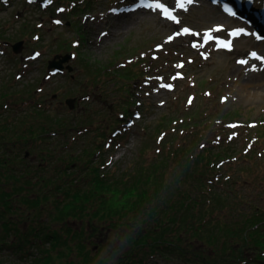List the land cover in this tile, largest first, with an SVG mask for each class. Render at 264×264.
I'll return each instance as SVG.
<instances>
[{
  "label": "rangeland",
  "instance_id": "374dc122",
  "mask_svg": "<svg viewBox=\"0 0 264 264\" xmlns=\"http://www.w3.org/2000/svg\"><path fill=\"white\" fill-rule=\"evenodd\" d=\"M133 1L0 0V92L6 90L0 95V104L6 108L5 114H0V136L9 132L13 139L27 143L18 153L30 150L26 156L32 177L50 180L42 188L38 180L36 190L55 192L52 200L65 198L55 186L62 182L60 166L68 164L65 158L72 156L77 159L69 158L75 163L70 168L76 183L85 177L79 159L99 164L111 178L154 174L163 183L160 199L168 212L164 217H176L180 222L185 216L180 203L189 195L203 197L198 185L205 178L206 196L215 191L229 194L224 201L209 203L213 217L221 220L205 230L210 239L219 233L214 250L205 243L206 236L188 239L186 227L181 226L177 245L170 238L174 232L166 233L170 236L165 239L174 243L166 248L171 255L154 252L147 263L190 264L174 253L183 247L201 250L196 257L203 254L215 262L225 258L230 260L228 264L253 261L254 242L243 246L232 234L234 227L243 228L247 223L260 222L264 227V62L249 56L252 51L264 56V41L241 36L234 39L231 51L218 49L215 42L205 44L204 33L218 25L224 31L213 35L224 38L232 29H251L239 16L226 15L210 0H198L186 12L176 8L175 0H162L179 23L169 21L158 10L139 7L118 12ZM256 2L262 5L263 0ZM245 15L254 18L251 13ZM184 27L199 35L175 36ZM256 28L260 33H255L261 34L258 21ZM169 36L174 38L169 40ZM19 41H23L22 50L16 52L13 46ZM243 42L248 43L241 47ZM65 55L70 58L62 70L49 68L52 60ZM241 59L249 63H238ZM178 64L183 66L178 68ZM131 74L136 77L128 78ZM6 92L13 93L11 100L4 99ZM68 98L76 99L72 109ZM8 104L15 110L8 111L12 107ZM7 116L8 120H1ZM42 125L47 130L39 131ZM44 148L50 150L42 151ZM161 157L167 159L166 164L147 169ZM139 188L145 190L146 186ZM46 200L42 199L46 206L40 215L38 209L16 202L15 210L7 213L20 227L16 236L4 231L0 221L3 264H26L33 259L39 252L37 246L28 245L26 256L19 243L25 242L31 226L41 221L46 228H62L65 222L70 228L83 227V240L93 253L113 263L123 261L138 243L137 233L143 228L147 233L144 221L152 220L149 213L154 205L142 195L138 198L140 208H129L125 215L101 216L94 215L98 211L94 202L83 220L70 217L57 221L47 212L54 209L56 214V201ZM112 217L118 219L119 226L110 225ZM29 238L40 241L35 233ZM224 238L231 245L219 243ZM239 250L243 251L240 259Z\"/></svg>",
  "mask_w": 264,
  "mask_h": 264
},
{
  "label": "trees",
  "instance_id": "16d2710c",
  "mask_svg": "<svg viewBox=\"0 0 264 264\" xmlns=\"http://www.w3.org/2000/svg\"><path fill=\"white\" fill-rule=\"evenodd\" d=\"M132 76L136 77L135 74H131L127 77L131 78ZM5 91V89L1 90L0 95H3ZM13 96L12 92H6L4 99L8 98V100H11V97ZM8 106H12L8 111L15 110L16 108L13 107V104H11V106L8 104ZM0 109V114H5L6 108L1 104ZM8 116L1 120H8ZM41 130H47L45 125L40 127L39 131ZM35 131L38 132L36 129ZM40 136L43 137L45 135L44 133H41ZM23 137L26 139L27 135H24ZM55 143L57 142H54V144ZM26 144L27 143L23 139H13L9 132L6 136H0V221L3 230L7 233L9 232V235L14 233L15 236L19 234L18 228L20 229V227L7 217V213L15 210L16 202H22L36 211L38 209V214L40 215L46 206L42 203V199L47 198L46 201H51L53 199L51 195L55 193H47L45 190H36L35 186L38 184V180L41 188L43 185H48L50 180L45 176H41L42 178H38L37 180L32 177V171L30 169L31 163L27 160L26 156V153L30 152V150H25L22 154L18 153ZM31 145H33V143H31ZM48 149L44 148L42 151H48ZM188 150L190 149H187L186 151ZM204 156L206 157L207 154ZM221 157V155L218 156V158ZM69 158L74 159V162L77 161L73 156L65 158L66 163L68 164L64 163L60 166L62 170V182L57 183L55 186L59 192L65 194V198H62V200L59 197L54 198L52 202L56 201V204L54 205L56 214L54 209H52L47 211L48 215L50 212L52 217L57 221L70 217H76L83 220L89 212V205L94 202L97 204L96 210H98L95 214L93 211L94 215H125V213L129 211V208H140L138 198L144 195L146 198H149L148 201L154 202V205L151 207V212L149 213L152 220L144 221L148 224L146 227L147 233L144 234V228L141 229V232L139 231L137 233L138 237L135 236V238L137 237L138 239V243L131 248V255L124 258L123 261L113 263L108 261L106 257H100L98 254L93 253L92 249L86 246L82 235L84 230L83 227L81 229L70 228L68 222H65V225L62 228H56L52 225L46 228L44 227L45 222L41 221L38 222V225H32L28 233H26V238L23 239V241L26 239L25 242L22 243L21 241V243H19L21 252L26 253V256H29L28 245H31L32 247L37 246V249L39 250V252L35 253L33 259L26 264H149L147 263V259L151 258L154 255V252H165L167 253L166 255H171L168 253L170 251L166 250V248L168 249L170 244L175 243L177 245L179 243L180 236L178 234L181 226L186 227L188 239H190L189 237H195L200 234L206 236L207 240L205 243L210 244V247L214 250L215 243L219 240V233L215 236L213 235L214 238L210 239V237L206 235L205 230L210 228L213 223L220 224L221 220L213 217L215 213L212 212V209H208L211 207L209 203L213 199L224 201L229 196L227 191H215L210 196H206V190L203 189L205 187V178H203V180L201 179L202 182L198 185L201 187L199 194L204 195H202L203 197L201 198H199L198 195H189L186 200H183L180 203L185 211V216L182 218L183 222H180L176 217H164L168 212L164 208L160 199V188L163 183L158 182L154 174L140 172L135 175L134 173H128L123 175V178L121 179L111 178L106 172L100 170L101 166L99 164L92 165L89 160L79 159L84 163L81 166L85 167V173L83 174L85 177L80 179L81 183H76L71 176L73 168H70L71 165L74 167L75 163H72V159ZM166 160L167 159L163 157L156 159V162H153L151 166L147 167V169L162 167L166 164ZM18 161L23 164L21 167L18 166ZM186 163H190V161L186 160ZM40 168L41 167L37 166V169ZM44 168H47L45 163ZM143 186H146L145 190H143L145 187L141 189L139 188ZM210 191H213V189ZM16 197L20 198L16 199ZM198 206L200 208H198ZM145 212L146 211H143L142 214ZM110 221V225L113 223L114 226H119L120 224L118 219L113 217ZM128 222L126 224H128ZM134 224L136 223H133V225ZM259 224L260 222L252 223V225L247 223V226L243 228L234 227L233 229L235 232L232 236H236L234 239L235 242L239 243L241 241L243 246H247L249 243L254 242V246L257 248L254 260L248 262V259H245V264L247 262V264H264V227ZM171 231L174 232L173 236L166 234ZM77 232L79 233V236L77 235ZM30 233L38 235L40 241L36 242L29 238ZM249 233L250 235H245ZM166 235L170 236V238L174 240V243L168 242L165 239ZM225 237L228 236L225 235ZM149 238L151 239L149 240ZM1 240L2 239H0V242ZM219 243L231 245L228 238L227 240L224 238ZM2 244L4 243H0V249L2 248ZM200 251L201 250H198L197 252L195 249L185 250V247H183V250L174 253L179 254L178 257L179 259L181 258V261H185L186 263L188 261L190 264H228L230 261L223 257L225 259H221L220 262H215L208 259V257L203 254H200L201 257L198 258L196 256ZM214 252L215 251H213V254H216ZM236 252L237 254L239 253L238 259L243 258V251L239 250ZM0 264H3L1 259Z\"/></svg>",
  "mask_w": 264,
  "mask_h": 264
},
{
  "label": "snow or ice",
  "instance_id": "6c2138e0",
  "mask_svg": "<svg viewBox=\"0 0 264 264\" xmlns=\"http://www.w3.org/2000/svg\"><path fill=\"white\" fill-rule=\"evenodd\" d=\"M29 2H33V0H29ZM47 2L51 3L52 0H47ZM197 2H198V0H175V6H176V8L182 9L183 11L186 12V11H188V6L194 5ZM213 3L217 4L218 6H221V10L224 11V13L226 15L232 16L233 18L237 17L238 14L236 13V11L232 5H224V4H222V0H213ZM138 7L144 8V9H149L153 12L158 10L162 14V16L165 17L166 19H168L169 21H174L176 23L180 22L178 20L177 16L173 14V10L170 9L164 2H162V0H140ZM60 11H63V9H60ZM56 23H59V21H56ZM221 31H224L222 25H218L214 29L207 30L204 33V43L206 44L209 42H215L216 47L218 49H224L227 51H231V50H233V47H234V39L239 38L241 36L250 35V36H254V38L258 41H264V36H261L258 33H249L243 28H236V29H232V30L228 31L227 38L213 35L214 32H221ZM187 34L199 35V33H195L191 29L184 27V28H182L181 31L176 32L175 36L187 35ZM173 38H174L173 36L168 37L169 40H172ZM192 46L197 47V44L193 43ZM200 46L203 47V44H201ZM202 55H204V54L202 53ZM249 56L253 60L264 62V56L258 55L257 52H255V51H252L249 54ZM204 58L207 59V56L205 55ZM238 63H240L242 65L248 64L249 60L248 59H241L238 61ZM182 66L183 65H181V64L176 65V67H178V68L182 67ZM252 67H253V70H255V65H253ZM177 75H179V74H177ZM175 78L176 77H173V79H175ZM160 87L171 89L172 85L160 84ZM189 103H191V98L189 100ZM229 127L234 128V127H237V125H230ZM229 138L231 139V137H229Z\"/></svg>",
  "mask_w": 264,
  "mask_h": 264
},
{
  "label": "water",
  "instance_id": "95a60500",
  "mask_svg": "<svg viewBox=\"0 0 264 264\" xmlns=\"http://www.w3.org/2000/svg\"><path fill=\"white\" fill-rule=\"evenodd\" d=\"M22 46H23V41H19L16 44H14L13 47H14V50L16 52H20L22 50ZM69 58H70V55H65L60 60L54 59L49 63V68H56L58 70H62L63 69V63L66 62ZM75 100H76L75 98L66 99V102L70 106L71 109L74 108V106H75V104H74Z\"/></svg>",
  "mask_w": 264,
  "mask_h": 264
},
{
  "label": "bare ground",
  "instance_id": "6f19581e",
  "mask_svg": "<svg viewBox=\"0 0 264 264\" xmlns=\"http://www.w3.org/2000/svg\"><path fill=\"white\" fill-rule=\"evenodd\" d=\"M136 2H137V0H136ZM136 2L133 1L129 4H125V5L121 6L120 9L118 10V12L123 13V12H132L133 10H138L139 7H138ZM262 8H264L263 4H262ZM246 13H249V12H246ZM246 19H247V21H250L252 24H254L255 27H257V20L252 19L249 15L246 17ZM246 43H248V42H243L241 44V47H243L244 44H246Z\"/></svg>",
  "mask_w": 264,
  "mask_h": 264
}]
</instances>
